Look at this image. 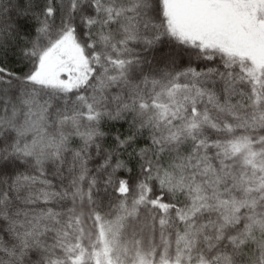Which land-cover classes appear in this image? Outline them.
<instances>
[{
    "label": "snow or ice",
    "instance_id": "obj_1",
    "mask_svg": "<svg viewBox=\"0 0 264 264\" xmlns=\"http://www.w3.org/2000/svg\"><path fill=\"white\" fill-rule=\"evenodd\" d=\"M0 264H264V0H0Z\"/></svg>",
    "mask_w": 264,
    "mask_h": 264
}]
</instances>
